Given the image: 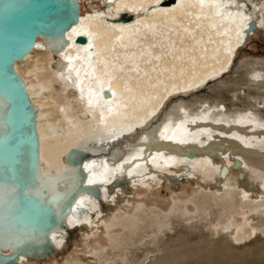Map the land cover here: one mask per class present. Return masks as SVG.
Listing matches in <instances>:
<instances>
[{
    "label": "bare ground",
    "instance_id": "6f19581e",
    "mask_svg": "<svg viewBox=\"0 0 264 264\" xmlns=\"http://www.w3.org/2000/svg\"><path fill=\"white\" fill-rule=\"evenodd\" d=\"M85 1L98 0H79L80 20L66 32L68 41L38 36L35 47L15 62L35 108L39 138L37 176L26 192L56 209L59 221L48 233L55 252L70 228L89 220L93 201L100 202L114 181L126 177L152 181L159 172L191 173L190 166L212 172L214 155L220 156L219 167L226 156L242 155L245 165L250 159L264 158L260 114L264 68L260 65L249 64L242 74L258 90L256 109L231 111L226 104L203 99L198 100L201 107L184 100L164 109L171 97L193 95L215 76V81L223 79L247 42L246 29L258 18L252 10L256 3L101 0L105 8L98 4L84 14ZM79 35L87 37L86 44L76 42ZM105 90H110V97ZM6 104L0 96V133L6 127L2 120ZM73 149L86 152L81 162L79 152L70 158ZM228 170L224 167L221 175ZM7 180L0 174V251L9 254L27 239L40 248L25 247L15 261L5 264L49 256L43 249L47 234L33 237L1 221L14 194ZM88 186L99 191L89 192ZM251 201L253 208L259 205ZM211 215L209 223L229 218L228 213ZM157 228L149 232L151 237L161 232ZM191 228L182 230L174 241L157 239L151 244L157 246L155 255L141 251L143 233L133 240L125 233L121 264H264V241L247 248L232 240L215 242L207 236L197 240L205 234L197 233L199 226ZM254 228L264 230V218ZM226 235L234 236V231ZM101 253L114 259L116 252Z\"/></svg>",
    "mask_w": 264,
    "mask_h": 264
},
{
    "label": "rangeland",
    "instance_id": "374dc122",
    "mask_svg": "<svg viewBox=\"0 0 264 264\" xmlns=\"http://www.w3.org/2000/svg\"><path fill=\"white\" fill-rule=\"evenodd\" d=\"M98 1H85L84 14L98 4L105 8L102 1ZM249 1L257 4L252 10L257 13L256 24L260 26L247 35V42L237 51L232 68L222 75L223 79L215 81L213 79L217 76L211 78L212 81L197 89L193 95L171 97L164 107L165 111L184 100L191 106L201 107L199 99L226 104L231 111L256 109L258 90L242 74L249 64L264 68V0ZM236 96L241 99H235ZM260 114L264 117V107ZM214 156L215 170L212 172L190 166L191 173L186 169L178 174L164 171L152 181H134L126 177L110 183L109 191L101 201H93L91 212L88 210L89 220L70 228L56 252L43 259L27 258L18 264H121L124 257L122 250L127 247L122 246L125 233H130L131 240L143 233L145 238L141 251H151L155 255L157 246L151 245L153 242L163 237L174 241L182 230L194 225L199 226L197 233L205 234L197 240L207 236L215 242L232 240L234 244L240 243L239 246L246 245L247 248L263 243L264 230L254 228V225L264 218V158L250 159L245 165L242 155L237 158L226 156L223 164L229 170L223 176L220 170L226 166L222 169L223 164L216 166L220 156ZM239 162L240 166H236ZM250 200L259 205L253 208ZM143 212L148 215L142 217ZM213 212L228 213L229 218L226 222H223L225 217H220L216 222L209 223ZM157 227L161 232L151 237L149 232H155ZM232 231L234 236L226 235ZM109 249H115L114 259H106L102 255V250L105 253Z\"/></svg>",
    "mask_w": 264,
    "mask_h": 264
},
{
    "label": "water",
    "instance_id": "95a60500",
    "mask_svg": "<svg viewBox=\"0 0 264 264\" xmlns=\"http://www.w3.org/2000/svg\"><path fill=\"white\" fill-rule=\"evenodd\" d=\"M80 8L79 0H0V96L7 103L2 110L6 127L0 133V174L8 179V186L14 187L8 212H3L5 217L1 221L11 222L33 237L38 233L47 234L43 249L51 254L55 246L48 233L59 219L51 203L26 192L37 176L39 138L35 108L24 80L15 69V62L35 47L38 36H61L68 41L65 34L79 22ZM256 27L252 20L246 29L247 35ZM76 42L86 44L87 37L79 35ZM104 94L111 96L110 90H105ZM78 152L77 161L81 162L85 151L73 149L69 156L72 158ZM87 190L96 192L99 188L88 186ZM33 242L21 241L9 254L0 251V264L15 261L25 247L38 250L39 245Z\"/></svg>",
    "mask_w": 264,
    "mask_h": 264
},
{
    "label": "snow or ice",
    "instance_id": "6c2138e0",
    "mask_svg": "<svg viewBox=\"0 0 264 264\" xmlns=\"http://www.w3.org/2000/svg\"><path fill=\"white\" fill-rule=\"evenodd\" d=\"M89 103H91V100H89Z\"/></svg>",
    "mask_w": 264,
    "mask_h": 264
}]
</instances>
